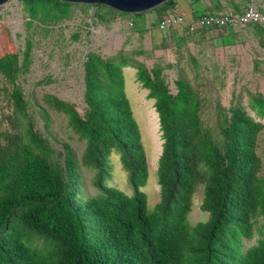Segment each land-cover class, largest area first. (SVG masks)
I'll use <instances>...</instances> for the list:
<instances>
[{
    "label": "trees",
    "instance_id": "1",
    "mask_svg": "<svg viewBox=\"0 0 264 264\" xmlns=\"http://www.w3.org/2000/svg\"><path fill=\"white\" fill-rule=\"evenodd\" d=\"M22 1L30 20L44 23L69 18L73 6H88ZM229 1L235 11L243 10ZM92 6L128 14L130 25L140 31L146 15L155 13L150 32L156 48L165 47L159 22L172 13L184 14L177 0L135 14ZM251 24L264 48V28ZM209 28L219 30L198 26L194 32L204 39ZM30 53L29 39L23 51L11 40L6 47L0 43V95L9 106L5 128H0V264H264V228L257 226L264 220V145L258 153L262 122L241 104L227 109L218 104L215 124L206 128L202 98L187 78L179 76L172 92L163 66L148 68L122 52L102 57L90 51L84 61V112L50 93L40 105L46 126L49 111L62 114L67 131L83 141L78 161L68 143L36 128L18 82L28 70ZM124 66L135 68L136 80L154 100L163 141L156 169L159 200L152 208L142 190L148 164L125 93ZM249 97L255 115L263 118L264 92ZM51 139L62 146L58 153ZM113 152L130 194L107 183ZM79 166L94 171L95 194L80 190ZM200 188V209L208 216L192 225L188 215ZM255 233L256 243L244 249V239Z\"/></svg>",
    "mask_w": 264,
    "mask_h": 264
},
{
    "label": "rangeland",
    "instance_id": "2",
    "mask_svg": "<svg viewBox=\"0 0 264 264\" xmlns=\"http://www.w3.org/2000/svg\"><path fill=\"white\" fill-rule=\"evenodd\" d=\"M233 2L243 7L253 4L259 10H264V0ZM191 3H219L220 6L231 7L229 0H198ZM180 9L185 13L182 7ZM100 13L101 17H98ZM155 20V13L147 14L145 30L140 31L129 24L131 17L128 14L111 13L88 5L73 6L69 18L44 23L38 19L30 20L22 0H8L0 5L2 47H6L11 40L16 50L23 51L26 39L31 41V62L28 70L19 74L18 82L29 102L36 128L43 134L50 132L68 143L79 161L83 141L67 131L62 114L49 111V124L46 126L40 105L43 104L42 96L50 93L73 103L81 114L84 112V61L90 51L102 57L122 52L143 61L148 68L159 64L164 67L163 73L172 92L176 91L174 81L179 76L187 78L202 98L200 117L206 128H213L218 104L225 109L241 104L248 114L264 124V117L256 116L251 108L249 97V94L264 92V48L259 45L253 24L222 27L218 35L209 28L206 33L208 37L201 40H193L184 29L173 27L163 31L165 47L156 48L150 32V25ZM123 73L125 93L139 127L148 164V179L142 190L147 195L148 207L152 208L159 200L156 169L163 142L158 116L153 106L154 100L148 97V90L136 80L135 68L124 66ZM5 102L0 95L2 129L6 125L3 114L9 110ZM50 141L57 153L62 150L59 142ZM263 145L264 129L259 137V154ZM110 164L111 176L107 183L130 194L126 172L117 153L111 154ZM78 169L80 190L88 195L95 194L97 189L91 182L94 171L81 166ZM201 198L200 188L193 196L188 215L192 225L207 219V212L200 209ZM257 226L264 228L262 218ZM257 237L255 233L253 238L244 239V249L256 243Z\"/></svg>",
    "mask_w": 264,
    "mask_h": 264
},
{
    "label": "built area",
    "instance_id": "3",
    "mask_svg": "<svg viewBox=\"0 0 264 264\" xmlns=\"http://www.w3.org/2000/svg\"><path fill=\"white\" fill-rule=\"evenodd\" d=\"M248 23H257L264 28V10H259L253 4H247L241 12L235 11L232 7L222 12H201L195 13L192 17L186 18L184 14L172 13L164 16L159 22V28L169 29L186 25L190 29L198 26L206 27H240ZM131 24V22H129Z\"/></svg>",
    "mask_w": 264,
    "mask_h": 264
},
{
    "label": "water",
    "instance_id": "4",
    "mask_svg": "<svg viewBox=\"0 0 264 264\" xmlns=\"http://www.w3.org/2000/svg\"><path fill=\"white\" fill-rule=\"evenodd\" d=\"M8 0H0V5ZM69 3L104 5L117 12L135 14L148 11L167 0H60Z\"/></svg>",
    "mask_w": 264,
    "mask_h": 264
},
{
    "label": "crops",
    "instance_id": "5",
    "mask_svg": "<svg viewBox=\"0 0 264 264\" xmlns=\"http://www.w3.org/2000/svg\"><path fill=\"white\" fill-rule=\"evenodd\" d=\"M177 1H178L179 6L184 9V11H185L184 16L186 18L192 17L195 13H201V12H205V11L222 12L226 8L229 7V5L228 6H220L219 7L218 3H217V7L214 6V5H216V3H214L213 5L212 4L205 5L204 3L193 4V3H191V2H193V0H177ZM219 2H222V0H219ZM184 5H186V6H184ZM231 7H233V6L231 5ZM239 8L241 9V8H243V6L239 5ZM186 27H187L186 25H183V26L177 27V28L184 29L186 32H188V34H189L188 37L189 38H192L193 40H196L198 38V39L201 40L200 36L194 32L195 29H190L189 27H187V28ZM219 29H221V28H219ZM165 30H167V29H164V31ZM212 31H214L215 34H217V35L219 34V30L216 31L215 29H213ZM207 37L208 36L205 34V38H207Z\"/></svg>",
    "mask_w": 264,
    "mask_h": 264
}]
</instances>
